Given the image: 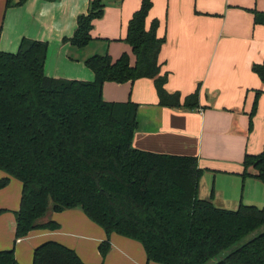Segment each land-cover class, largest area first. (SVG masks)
Masks as SVG:
<instances>
[{
    "label": "trees",
    "instance_id": "trees-1",
    "mask_svg": "<svg viewBox=\"0 0 264 264\" xmlns=\"http://www.w3.org/2000/svg\"><path fill=\"white\" fill-rule=\"evenodd\" d=\"M24 2L7 0L6 7ZM153 6L154 0L141 1L123 40L135 64L128 53L117 60L107 50L96 53L83 60L94 73L90 82L46 76L47 42L24 38L17 53L0 49V171L8 176L0 189L12 178L22 183L16 239L37 229L58 230L54 221L40 223L51 212L81 209L108 236L99 247L103 258L115 233L139 242L149 263L264 264V231L247 240L264 227V207L226 210L201 199L204 170L198 159L135 148L139 105L104 100L108 82L151 79L160 106L200 108V86L184 99L165 88L169 74L162 73L159 57L166 38L158 37L157 19L147 27ZM105 7V0H90L64 43L84 50L100 41L92 30ZM249 12L256 25H264V12ZM101 41L108 47L110 40ZM252 71L264 83V63L253 64ZM260 93L249 114V132ZM243 168L244 180L253 177L264 184V150L246 154ZM0 264H19L14 250L0 251ZM32 264L85 263L75 250L49 241L36 248Z\"/></svg>",
    "mask_w": 264,
    "mask_h": 264
},
{
    "label": "crops",
    "instance_id": "crops-1",
    "mask_svg": "<svg viewBox=\"0 0 264 264\" xmlns=\"http://www.w3.org/2000/svg\"><path fill=\"white\" fill-rule=\"evenodd\" d=\"M141 1L105 0V14L92 30L100 41L77 50L63 40L74 35L77 18L87 13L90 0H25L10 8L7 0H0V49L17 53L24 38L47 42L46 76L93 81L94 73L83 60L96 53L107 50L113 60L128 53L135 64L132 48L123 40ZM249 10L264 12V0H154L147 27L157 19L158 37L166 38L159 57L162 73L169 74L165 88L184 99L200 86V108L160 106L151 79L108 82L103 89L107 102L131 100L139 105L135 148L196 157L204 170L199 197L226 210L264 207V184L241 176L245 155L264 150V83L252 71L253 64L264 63V25H256ZM101 40H110L108 47ZM257 92L258 111L249 132ZM1 172L0 177L5 176ZM21 196L22 183L14 178L0 190V251L14 250L19 264H32L36 248L49 241L75 250L85 264H157L148 262L139 242L115 233L103 258L99 247L108 236L81 209L51 212L40 223L54 221L58 230L37 229L16 239Z\"/></svg>",
    "mask_w": 264,
    "mask_h": 264
},
{
    "label": "rangeland",
    "instance_id": "rangeland-1",
    "mask_svg": "<svg viewBox=\"0 0 264 264\" xmlns=\"http://www.w3.org/2000/svg\"><path fill=\"white\" fill-rule=\"evenodd\" d=\"M0 172H1V171H0ZM1 173H3V171H2ZM4 175H5V176L0 177V181H1L2 179H4V178L8 177L7 174H5V172H4ZM11 181H12V179H11ZM9 185H10V184H9ZM9 185H8V186H9ZM8 186H6V187H4V188H7ZM4 188H1L0 190H2V189H4ZM9 189H10V188H9ZM10 192L13 193V189H11ZM1 197H2V196H1ZM1 197H0V198H1ZM263 231H264V227H262L261 229L257 230L254 234H252L250 237H248L247 240H249V239H251L252 237H254V236H256V235L262 233ZM208 264H213V263L210 262V263H208Z\"/></svg>",
    "mask_w": 264,
    "mask_h": 264
}]
</instances>
